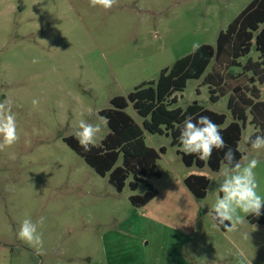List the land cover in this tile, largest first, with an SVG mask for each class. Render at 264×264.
<instances>
[{"label": "rangeland", "instance_id": "rangeland-1", "mask_svg": "<svg viewBox=\"0 0 264 264\" xmlns=\"http://www.w3.org/2000/svg\"><path fill=\"white\" fill-rule=\"evenodd\" d=\"M251 1L118 0L104 10L89 7L88 0H0V101H12L20 135L0 151V264H164L162 241L220 232L209 215L219 170L184 166L180 146H171L169 135L143 132L147 147H164L165 153L156 161L160 177L145 179L157 194L140 208L128 197L143 195L145 183L132 191L127 179L116 192L63 139L74 136L81 119L98 122L111 98L154 83L160 70L190 54L194 44L214 46L218 33ZM175 95L173 108L198 104L225 114L224 125L232 121L227 97L210 102L201 80H187ZM34 98L40 102L36 108ZM125 112L141 126L130 105ZM253 130L247 122L237 150L260 161L264 151H253L243 140ZM107 133L106 127L97 145ZM191 174L209 180L203 199L183 183ZM257 180L261 188L264 174ZM40 217L42 254L17 238L25 218Z\"/></svg>", "mask_w": 264, "mask_h": 264}, {"label": "trees", "instance_id": "trees-1", "mask_svg": "<svg viewBox=\"0 0 264 264\" xmlns=\"http://www.w3.org/2000/svg\"><path fill=\"white\" fill-rule=\"evenodd\" d=\"M252 51L257 54L255 60L249 57ZM241 58H246L243 65L239 62ZM237 69L240 71L234 74L232 71ZM189 79L201 80L212 103L226 96V109L232 121L224 125L225 114L198 104L184 109L173 108L177 102L175 94L182 92ZM260 87L264 88V0H252L224 31L218 33L214 46L200 45L198 50L176 60L171 67L160 70L154 83H142L125 97L111 98L109 107L98 112V116L108 120V133L99 145L85 151L74 136L64 138L63 142L98 176H107L116 192L122 191L127 179L129 189L134 191L145 179L160 177L156 161L165 153L164 147L157 151L147 147L143 132L169 135L171 146H180L178 126H182L188 116L194 121L207 116L220 126L227 147L214 149L208 161L179 151L177 154L186 167L206 165L217 172L228 148L233 150L236 159L243 154L237 150V145L241 129L247 122L255 130L251 134L253 138L264 135V101L260 100ZM129 105L143 119L141 126L125 112ZM183 183L194 198L206 196L209 180L205 176L188 175ZM145 187L143 195L128 197L133 207H143L156 196L151 185L145 183ZM246 220L251 225H264V209L259 217L250 215ZM219 229L224 231L222 227Z\"/></svg>", "mask_w": 264, "mask_h": 264}, {"label": "clouds", "instance_id": "clouds-1", "mask_svg": "<svg viewBox=\"0 0 264 264\" xmlns=\"http://www.w3.org/2000/svg\"><path fill=\"white\" fill-rule=\"evenodd\" d=\"M118 0H88L89 7L102 8L109 10L117 5ZM200 45L194 44L193 49L198 50ZM33 63H38L34 58ZM33 108L39 106V100H32ZM13 104L10 99L0 101V151L16 144L20 135L18 133L16 116L12 111ZM98 122L90 123L81 119L76 126L73 135L78 140L80 146L85 151H90L95 147L98 138L107 127L106 117L98 116ZM180 127V151L186 155H196L201 161H208L214 149H225L227 145L221 135L220 126L214 123L207 116H200L194 121L188 116ZM245 144L259 153L264 151V135L251 134L243 137ZM260 161L247 154H241L239 159L231 148L224 153L218 176L221 179L213 189L215 202L212 204L209 215L211 216L214 228H223L226 233H237L240 226L245 223L248 216L259 217L264 209V195L258 191L259 183L257 180L256 169ZM45 222L44 217L33 221L25 218L17 232V238L34 248L38 254L43 252V237L39 227ZM242 238L247 240L249 233H242ZM241 255H243L241 253Z\"/></svg>", "mask_w": 264, "mask_h": 264}, {"label": "crops", "instance_id": "crops-1", "mask_svg": "<svg viewBox=\"0 0 264 264\" xmlns=\"http://www.w3.org/2000/svg\"><path fill=\"white\" fill-rule=\"evenodd\" d=\"M259 159L256 174L261 177L264 156L259 155ZM258 191L264 195V185ZM244 232L249 233L247 240L242 238ZM186 238L173 244L162 241L160 251L164 264H264V225H249L245 219L237 233L220 230L212 237L194 235Z\"/></svg>", "mask_w": 264, "mask_h": 264}]
</instances>
